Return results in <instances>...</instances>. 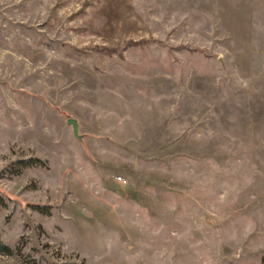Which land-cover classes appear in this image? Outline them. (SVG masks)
I'll return each instance as SVG.
<instances>
[{"label":"rangeland","instance_id":"obj_1","mask_svg":"<svg viewBox=\"0 0 264 264\" xmlns=\"http://www.w3.org/2000/svg\"><path fill=\"white\" fill-rule=\"evenodd\" d=\"M0 245L264 264V0H0Z\"/></svg>","mask_w":264,"mask_h":264},{"label":"trees","instance_id":"obj_2","mask_svg":"<svg viewBox=\"0 0 264 264\" xmlns=\"http://www.w3.org/2000/svg\"><path fill=\"white\" fill-rule=\"evenodd\" d=\"M21 164L23 165V168H27V167H30L32 165V163H35V160L33 161H20ZM0 250L6 254V255H10L11 254V250L8 246L6 245H0ZM34 264H40V262H36L34 261Z\"/></svg>","mask_w":264,"mask_h":264},{"label":"water","instance_id":"obj_3","mask_svg":"<svg viewBox=\"0 0 264 264\" xmlns=\"http://www.w3.org/2000/svg\"><path fill=\"white\" fill-rule=\"evenodd\" d=\"M68 124L73 127L74 135L76 137L80 138V136L78 134L79 128H78V122H77V120H75V119H69L68 120Z\"/></svg>","mask_w":264,"mask_h":264},{"label":"built area","instance_id":"obj_4","mask_svg":"<svg viewBox=\"0 0 264 264\" xmlns=\"http://www.w3.org/2000/svg\"><path fill=\"white\" fill-rule=\"evenodd\" d=\"M121 181H123L122 179H120Z\"/></svg>","mask_w":264,"mask_h":264}]
</instances>
